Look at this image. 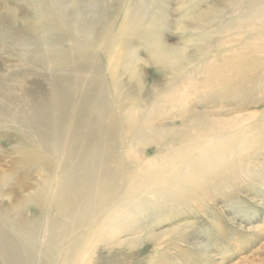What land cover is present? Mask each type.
Here are the masks:
<instances>
[{
	"label": "rangeland",
	"instance_id": "374dc122",
	"mask_svg": "<svg viewBox=\"0 0 264 264\" xmlns=\"http://www.w3.org/2000/svg\"><path fill=\"white\" fill-rule=\"evenodd\" d=\"M134 11L142 24L155 22L164 63L144 39H132L117 63L105 57V42ZM41 20L67 29L35 36L29 26ZM71 33L90 46L89 59L69 53ZM55 57L59 68L48 65ZM114 65L124 109L163 110L138 136L127 134L136 155L158 153V130L164 149L177 148L169 155L178 176L165 174L155 192L130 191L129 208L85 228L81 264H264V0H0V222H39L25 252L44 261L58 214L37 198L56 185V167L35 162L42 152L26 138L32 130L12 115L45 104L60 79L77 85L75 101L89 86L112 101Z\"/></svg>",
	"mask_w": 264,
	"mask_h": 264
},
{
	"label": "bare ground",
	"instance_id": "6f19581e",
	"mask_svg": "<svg viewBox=\"0 0 264 264\" xmlns=\"http://www.w3.org/2000/svg\"><path fill=\"white\" fill-rule=\"evenodd\" d=\"M136 12L129 14L122 27L107 39L105 57L117 63L128 53L132 39H144L153 46L154 60L164 63L169 52L157 48L155 22L142 24ZM3 22L6 23V19ZM29 28L35 36L67 29L62 22L49 20H41ZM69 42V53L83 60L90 58V46L78 40L73 33ZM48 65L59 68L58 58L50 60ZM115 67L110 69L112 101L105 99L104 89L96 91L91 86L75 101L77 85L63 87L60 79L59 82L52 81L50 98L45 104L32 105L26 112L12 115L20 125L32 130L26 138L42 152L35 162L51 160L56 167V185L49 187L48 194L38 196L37 203L43 201L49 212L64 217V221H60L58 216L49 218L50 237L41 262L35 252H25L26 245L38 238L39 222L31 228L23 222H19L16 228L0 222V264H33L36 259L41 264H81L88 248L85 228L89 229L106 212L129 208L133 197H130V191L135 193L140 188L148 191L152 186L155 192V188L165 184V174H176L173 172L176 162L170 159L172 155L169 152L177 148L164 149L159 143L158 130L153 138L158 153L150 159L136 155V141L127 139V134L131 133L133 138L138 136L146 124H151L163 110L156 109L146 114L138 104L124 109L126 97L117 81ZM76 69L79 77L84 72L83 68ZM175 99L174 94L168 95L164 102L171 104ZM122 146H125V151L120 156ZM164 150L167 152L165 155ZM186 150L189 154L192 152L191 148ZM192 157L190 154L188 159L192 160ZM122 160H127L128 165ZM122 195L125 198L120 202Z\"/></svg>",
	"mask_w": 264,
	"mask_h": 264
}]
</instances>
